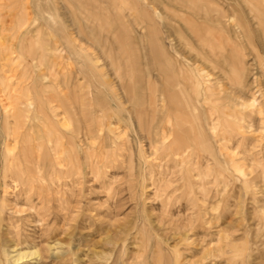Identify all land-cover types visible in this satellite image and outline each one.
I'll return each mask as SVG.
<instances>
[{"label": "rangeland", "instance_id": "1", "mask_svg": "<svg viewBox=\"0 0 264 264\" xmlns=\"http://www.w3.org/2000/svg\"><path fill=\"white\" fill-rule=\"evenodd\" d=\"M154 1L0 0V100L34 107L0 119V264H264V0ZM199 70L254 116L216 126Z\"/></svg>", "mask_w": 264, "mask_h": 264}, {"label": "bare ground", "instance_id": "2", "mask_svg": "<svg viewBox=\"0 0 264 264\" xmlns=\"http://www.w3.org/2000/svg\"><path fill=\"white\" fill-rule=\"evenodd\" d=\"M170 2H171V0H169ZM187 1H190V0H176V2L177 3H183V5H185L186 3H187ZM257 1V2H256ZM249 0L248 2H249V4L252 6V7H254L255 9L257 8V6H256V4L257 3H259V1L258 0ZM174 3H175V0L173 1ZM154 3V4H153ZM162 3V2H161ZM172 3V2H171ZM151 4H153L156 8H158L159 9V7L160 6H162V5H164V4H157V2L156 1H154V0H152V2H151ZM200 4V3H199ZM182 5V4H181ZM154 6H152V5H150V8L151 7H154ZM164 6H166V5H164ZM155 8V9H156ZM178 8V7H177ZM181 9L182 8H186V7H184V6H182V7H180ZM205 8L206 7H204L203 5H201L199 8H193V9H189L188 11H189V14H187V13H185L184 11H181L184 15H182V17L184 18V21L183 22H186L185 24H187V26H189V27H192V29L191 30H193L194 31V29H197V28H200L199 26H205V25H199V23H196V22H194V20H193V18H194V15H198V16H202V18H204L205 20H208V18H207V14L206 15H204L206 12H205ZM158 9H156V10H158ZM202 9V10H201ZM157 13V15L158 16H160L161 15V13L160 12H156ZM211 15V14H210ZM161 17V16H160ZM167 22L165 21L163 24H164V26H165V24H166ZM168 25H170L169 23H167ZM172 26V25H171ZM187 30H190L189 28L187 29ZM209 29H207V31H208ZM67 39V38H66ZM153 42V41H152ZM154 43V42H153ZM161 49V48H160ZM159 49V50H160ZM161 58V57H160ZM160 58H159V60H160ZM158 60V61H159ZM161 61H162V59H161ZM160 62V61H159ZM164 62V61H163ZM162 62V63H163ZM166 64V63H165ZM208 64V63H207ZM167 65V64H166ZM162 66V65H161ZM158 68H159V66H158ZM164 68V67H163ZM163 68H160V74L163 76V78L165 79L166 78V75H165V68L163 69ZM203 69V68H202ZM169 70V69H168ZM167 70V71H168ZM173 70H174V68H173ZM211 70V69H210ZM198 73H197V75H195V79H196V90H195V94H196V98H197V100H200L199 102H202L203 103V105L204 104H208L210 107H209V110L211 111V119L213 120V121H216V126L217 125H224L227 129H229V130H234V127H239V125L237 124V123H233V122H231L230 120L231 119H237V120H246L245 118H251L252 117V115H253V113H255L256 111H255V109L252 107V106H250V108H249V110L247 111V112H243V111H238V110H236L237 109V107H236V109H232V108H229V107H223V109H221V111L222 112H218V111H216V109H215V107H214V104H218V101H219V98H214V96H213V93H212V91L210 90V89H205L204 88V85H203V82H201V79L203 80V75H202V73H203V71L202 70H199V71H197ZM214 72V71H213ZM242 72L243 73H247L246 72V70H245V68L244 69H242ZM177 73V72H176ZM180 73V72H179ZM210 76V75H209ZM179 77V76H178ZM216 77V76H215ZM168 81H166V82H169V89H170V95H171V100H169L171 103H175L174 101H175V99H176V97H175V93H174V90L176 89L175 88V83L177 82V81H179V79L178 80H176L175 79V77H174V75H168ZM194 79V80H195ZM217 80V79H216ZM219 80V79H218ZM221 80V79H220ZM220 80H219V82H220ZM223 80V79H222ZM164 81H162V83H163ZM165 82V83H166ZM208 82V81H207ZM206 82V83H207ZM215 83H217V82H215ZM208 84V83H207ZM212 85V84H211ZM217 85V84H216ZM157 86V85H156ZM8 87V86H7ZM165 87V86H164ZM167 88V87H166ZM208 88V87H207ZM158 90L160 89V88H157ZM185 89V88H184ZM226 89V88H225ZM164 90V89H163ZM207 90H209V97H204V94H205V92L207 91ZM222 90V89H221ZM228 90V89H227ZM226 90V91H227ZM182 91H183V89H182ZM225 91V92H226ZM229 91V90H228ZM163 92V95H161V97L160 98H162V97H164V91H162ZM176 92H177V90H176ZM224 92V93H225ZM230 92H231V89H230ZM228 94V93H227ZM231 94V93H230ZM9 95V94H8ZM10 95H11V93H10ZM57 95V94H56ZM208 95V94H207ZM206 95V96H207ZM234 95V94H233ZM66 96V95H65ZM224 96V95H223ZM223 96H222V99H223ZM237 96V95H236ZM13 97V96H12ZM57 97V99H54L53 101H55V102H58V100H59V98H60V95H57L56 96ZM63 97V96H62ZM67 97V96H66ZM202 97V98H201ZM220 97V96H219ZM228 97H230V95L228 96ZM233 97V96H232ZM253 98V100H247V102H249V103H251L252 105H254L253 103L254 102H256L257 100H254V97H252ZM14 99V98H13ZM61 99V98H60ZM165 99V98H164ZM169 99V98H168ZM186 99H187V97H186ZM205 99V100H204ZM226 99V98H225ZM245 99H246V97H245ZM19 100V99H18ZM160 100V99H159ZM166 100V99H165ZM208 100V101H207ZM0 101H2V104L0 105V119L2 118L3 119V122H4V125H3V127L6 129V135L8 134V135H10V136H12L16 141H17V143H20L21 141H22V139L24 140V137L26 136L25 135V133H27L26 132V130H28L29 129V131H34V128H32L33 127V125H32V122H31V119H32V108H34L33 107V104H26V106L24 107V108H20L19 106L17 107L16 105H14V104H11L10 106L8 105V104H6L7 102H5V103H3L4 102V99L2 98V100H0ZM63 101H64V99H63ZM70 101V100H69ZM28 103H29V101H27ZM231 102V101H230ZM50 103V102H49ZM67 103V105H64V107H66L67 106V108H69V106L71 105V103H70V105H68V102H66ZM65 103V104H66ZM229 103V102H228ZM228 103H226L227 105H228ZM21 104V103H20ZM52 104V103H51ZM172 104V105H173ZM234 104V103H233ZM238 104H241L242 105V107H245V105H246V101L244 100V96L242 95V94H238V96H237V98H236V102H235V104L234 105H238ZM171 105V106H172ZM185 105H186V103H185ZM222 105V104H221ZM60 106V105H59ZM72 106V105H71ZM220 107V106H219ZM249 107V106H248ZM248 107H246V108H248ZM47 108V107H46ZM71 108V107H70ZM69 108V109H70ZM57 109V108H56ZM39 110H40V108H39ZM49 111V110H48ZM258 111V110H257ZM33 112H34V109H33ZM156 112V111H155ZM192 112V111H191ZM259 112H262L261 110L259 111ZM44 115H45V113L44 112H42ZM159 113V112H158ZM55 114V113H54ZM163 113H159V115H160V117H162L163 115H162ZM195 114V113H194ZM259 114V113H258ZM261 114V113H260ZM193 115V114H192ZM220 115H222V116H220ZM55 116L56 117H58V115L57 114H55ZM254 116V115H253ZM257 116V115H256ZM45 117V116H44ZM157 117V116H156ZM155 117V118H156ZM179 117V116H178ZM183 117V116H182ZM185 117V116H184ZM191 117V116H190ZM202 121H201V118L199 119V118H194L195 119V125L196 126H193V128H196L197 127V131L198 132H202V135H203V133H204V131H205V128L206 127H208V125L206 124V121L204 120V116L202 115ZM192 118V117H191ZM258 118V117H257ZM182 119V118H181ZM184 119V118H183ZM193 120V119H192ZM249 120V119H248ZM252 120V119H251ZM254 120H255V118H254ZM50 121V120H49ZM242 121H240V122H242ZM34 122V121H33ZM157 122V121H156ZM166 122H168L169 124L172 122V118H170V119H168V120H166ZM189 122V121H188ZM187 122V123H188ZM223 122V123H222ZM193 124V125H194ZM211 124V123H210ZM10 125H12L13 126V129H12V133L11 134H9V133H7V131H8V128H9V126ZM207 125V126H206ZM160 126H161V130H160V132H162L163 130H164V127H165V121L163 120L162 121V123H160ZM241 126V125H240ZM139 127H140V125H139ZM219 127V126H218ZM142 129V128H141ZM241 129V128H240ZM225 130V129H224ZM239 130V129H238ZM259 130V129H258ZM0 131H1V129H0ZM143 131V130H142ZM174 131V130H173ZM231 131H230V133H231ZM2 132V131H1ZM181 132V131H180ZM191 132H194V130H191ZM227 132V131H226ZM165 133L166 132H164V133H162V134H159V135H161V139H166V137H167V135H165ZM229 133V132H228ZM191 134V133H190ZM1 135H3L2 133H1ZM184 136V135H183ZM186 136V135H185ZM193 136H195V135H193ZM8 137V136H7ZM27 137H29V135L27 136ZM76 137V136H75ZM187 137V136H186ZM26 138V137H25ZM191 138H192V136H191ZM8 139V138H7ZM180 140V139H179ZM5 141V140H4ZM4 141H2V142H4ZM184 141V140H183ZM190 141V140H189ZM206 141H208V140H206ZM165 142V141H164ZM188 142V141H187ZM199 143V142H198ZM199 144H201V143H199ZM2 145H4V146H7V144L4 142V144L2 143ZM186 145V144H185ZM30 147H27V150L29 149ZM170 148V147H169ZM178 149H177V151L180 153L181 151H184L182 148H181V146H178L177 147ZM8 151H12L11 149H9ZM30 151H31V149H30ZM170 151V150H169ZM171 152V151H170ZM177 152V153H178ZM28 153V152H27ZM30 153V152H29ZM33 153H34V151H33ZM32 153V154H33ZM174 152L172 151V154H173ZM34 155V154H33ZM21 157V156H20ZM67 157V156H66ZM16 159H18V158H16ZM20 159V158H19ZM22 159V158H21ZM20 159V160H21ZM31 162V161H30ZM32 163V162H31ZM13 251V253H16L17 252V250L16 249H13L12 250ZM20 254V253H19ZM18 254V255H19ZM24 255V254H23ZM22 255V256H23ZM18 257V256H17ZM20 257V258H19ZM19 257H18V259H16L17 261L18 260H21L22 259V257H21V254L19 255ZM13 258H15V257H13Z\"/></svg>", "mask_w": 264, "mask_h": 264}]
</instances>
